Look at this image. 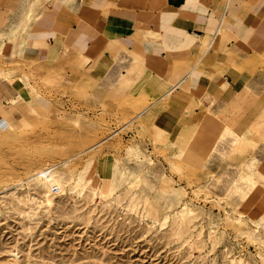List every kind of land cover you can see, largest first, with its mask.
<instances>
[{"label":"rangeland","instance_id":"rangeland-1","mask_svg":"<svg viewBox=\"0 0 264 264\" xmlns=\"http://www.w3.org/2000/svg\"><path fill=\"white\" fill-rule=\"evenodd\" d=\"M146 99L43 83L12 105L0 126V264H264L259 121L206 138L194 120L127 111ZM47 167L55 193L31 177Z\"/></svg>","mask_w":264,"mask_h":264},{"label":"crops","instance_id":"crops-1","mask_svg":"<svg viewBox=\"0 0 264 264\" xmlns=\"http://www.w3.org/2000/svg\"><path fill=\"white\" fill-rule=\"evenodd\" d=\"M31 1L0 0V126L29 87L64 83L140 92L127 111L194 120L206 138L239 120L264 135V0Z\"/></svg>","mask_w":264,"mask_h":264},{"label":"bare ground","instance_id":"bare-ground-1","mask_svg":"<svg viewBox=\"0 0 264 264\" xmlns=\"http://www.w3.org/2000/svg\"><path fill=\"white\" fill-rule=\"evenodd\" d=\"M31 177H36V178H42V180L44 181V183L49 187V186H56V187H61L62 184L59 181L56 173L53 171V169H51V167H47V168H40L39 170H37L36 172L33 173V175H31ZM12 194V193H11ZM47 200L45 201H50L49 198H46ZM44 201V202H45ZM51 202V201H50ZM52 203V202H51ZM47 205V204H45ZM50 205V204H49ZM48 207V206H46ZM23 208V207H22ZM24 210V209H23ZM166 212V211H165ZM166 214V213H165ZM164 214V215H165ZM160 221V220H159ZM154 222V221H153Z\"/></svg>","mask_w":264,"mask_h":264},{"label":"built area","instance_id":"built-area-1","mask_svg":"<svg viewBox=\"0 0 264 264\" xmlns=\"http://www.w3.org/2000/svg\"><path fill=\"white\" fill-rule=\"evenodd\" d=\"M58 190H59V188L56 187V186H54V187H52V190H51V191H53V192L55 193V192H57Z\"/></svg>","mask_w":264,"mask_h":264}]
</instances>
